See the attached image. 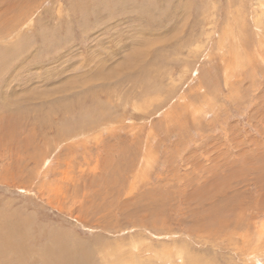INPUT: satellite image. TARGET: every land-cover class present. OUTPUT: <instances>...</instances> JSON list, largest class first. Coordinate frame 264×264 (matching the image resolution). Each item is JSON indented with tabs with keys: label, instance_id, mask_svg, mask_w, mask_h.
Here are the masks:
<instances>
[{
	"label": "rangeland",
	"instance_id": "obj_1",
	"mask_svg": "<svg viewBox=\"0 0 264 264\" xmlns=\"http://www.w3.org/2000/svg\"><path fill=\"white\" fill-rule=\"evenodd\" d=\"M50 257L264 264V0H0V264Z\"/></svg>",
	"mask_w": 264,
	"mask_h": 264
},
{
	"label": "bare ground",
	"instance_id": "obj_2",
	"mask_svg": "<svg viewBox=\"0 0 264 264\" xmlns=\"http://www.w3.org/2000/svg\"><path fill=\"white\" fill-rule=\"evenodd\" d=\"M230 23H231V22H230ZM230 26H233V25H230ZM230 26H229V27H230ZM231 32H232V30H231ZM241 32H242V31H241ZM223 33H224V32H223ZM238 33H239V32H238ZM224 35H225V34H224ZM227 35H228V34H227ZM240 35H241V33H240ZM234 36H235V35H234ZM234 36H233V37H234ZM224 38H225V37H224ZM235 40H236V39H235ZM238 41H239V40H238ZM238 41H237V42H238ZM240 42H241V41H240ZM240 42H239V43H240ZM238 54H240V53H238ZM258 55H259V54H258ZM238 56H240V55H238ZM239 58H241V57H239ZM222 59H223V58H222ZM229 65H230V64H229ZM229 68H230V67H229ZM227 71H228V70H227ZM227 75H228V74H227ZM260 223H261V222H260ZM16 236H17V235H16ZM61 236H64V235H60V236H58V237H61ZM61 238H62V237H61ZM63 238H65V237H63ZM54 240H55V238H54ZM54 240H53V241H54ZM64 241H65V240H64ZM14 242H15V241H14ZM54 242H55V241H54ZM55 244H56V242H55ZM15 246H16V244H15ZM49 246H50V245H49ZM58 251H59V250H58ZM58 251H57V252H58ZM44 253H45V252H44ZM73 253H74V252H73ZM75 253H76V252H75ZM79 253H80V252H79ZM81 253H82V252H81ZM85 253H86V252H85ZM42 255H43V254H42ZM48 255H49V254H48ZM49 256H50V255H49ZM60 256H61V254H60ZM250 256H251V255H250ZM61 257H62V256H61ZM63 257H64V256H63ZM87 258H88V257H87ZM64 259H65V258H64ZM85 260H86V259H85ZM49 261H50V262L47 263V264H52V263L54 262V257H53V258L50 257V260H49ZM77 261H78V260H77ZM81 261H82V260H81ZM81 261H80V262H81ZM54 264H55V263H54ZM67 264H68V262H67ZM83 264H84V263H83Z\"/></svg>",
	"mask_w": 264,
	"mask_h": 264
}]
</instances>
